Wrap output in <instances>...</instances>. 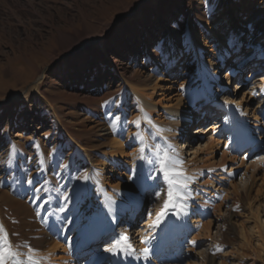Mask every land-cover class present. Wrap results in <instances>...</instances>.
<instances>
[{
  "label": "rangeland",
  "instance_id": "obj_1",
  "mask_svg": "<svg viewBox=\"0 0 264 264\" xmlns=\"http://www.w3.org/2000/svg\"><path fill=\"white\" fill-rule=\"evenodd\" d=\"M261 22L264 0H212L211 9L206 0H0V162L7 155L8 143H15L24 158L32 157L31 162L22 160L24 169L52 189L41 193L51 203L39 209L40 202L33 201L19 163L11 174L0 163V180L4 181L0 184V225L13 251L26 256L30 246L41 264L84 263L82 258L88 257L85 254L99 228L109 227L111 219H116L115 236L128 233L136 254L147 247L157 264H261L263 254L255 235L258 206L264 201ZM234 39L242 45L239 51L229 47ZM159 47L169 59H178L162 62L154 50ZM224 50L230 55L223 57ZM222 60L223 69L218 67ZM198 67L204 69L218 97L214 102L201 100ZM229 72L235 75L225 77ZM37 81L39 91L34 90ZM237 84L238 95L231 93ZM113 98V115H127L122 134L119 122L110 126L106 118L109 108L103 105ZM178 98L180 106L198 118L188 128L184 122L176 125L178 145L188 133L192 142L186 159L193 169L187 175L193 178L194 192L187 201L192 212L188 227H183L186 233L179 243L174 240L172 250H166L163 257L159 254L166 216L164 223L152 225L166 197L155 199L153 186L160 185V191L166 186L162 178L146 179L152 165L139 159L132 122L141 116L139 109L146 108L154 123L171 124L169 117L175 115L164 108L179 107ZM227 117H232L229 127L223 121ZM211 122H218L212 131L206 128ZM239 126L254 139L251 147L241 149L244 140ZM199 131L206 134L204 139H199ZM209 138L217 144L213 150L210 145L203 147ZM116 141L123 145L122 158L109 172ZM37 153L45 160L39 174ZM57 163L69 168L57 169ZM133 168L137 170L134 180L128 178ZM85 172L91 176L86 192L79 180L71 178ZM65 195L72 199L67 211L60 213L58 206ZM87 204L92 212L71 229ZM171 211L172 216L175 210ZM98 216L102 226L92 230ZM86 224L89 245L82 248L80 235ZM245 231L251 236L249 249L242 239ZM111 239H100L95 264H111L113 256L104 251ZM145 239L147 243L140 242ZM178 248L182 251L176 255Z\"/></svg>",
  "mask_w": 264,
  "mask_h": 264
},
{
  "label": "snow or ice",
  "instance_id": "obj_2",
  "mask_svg": "<svg viewBox=\"0 0 264 264\" xmlns=\"http://www.w3.org/2000/svg\"><path fill=\"white\" fill-rule=\"evenodd\" d=\"M211 4L212 0H206V5L210 9ZM241 46L242 45L238 39L230 41L229 44V47L234 51H239ZM185 47H188V45L186 44ZM154 50L160 53L161 61L164 63H172L173 60L178 59L177 57H172L169 59V54L165 53L162 47ZM258 54L261 57H264V48H261ZM225 55H230V53L225 50ZM218 60L219 54L217 55V61ZM226 75H235V73L229 72L226 73ZM180 90L181 92H184L185 85L181 84ZM115 104L116 98H113L111 102L106 101L105 105L103 106L109 108V111L106 113V118L108 119L110 126H112L114 122H119V128L122 134L125 131L124 126L128 124L127 115L123 113L113 115L111 111V105ZM139 112L141 113V116L132 122L133 127L137 129V131L133 133V139L139 145V159L142 162L152 165L146 176V179L156 181L158 177L162 178L166 186L164 191L159 190L160 185L153 186V195L155 199H160L162 196L166 197L164 199L161 211L156 215L155 223L152 225V227H157L169 210H176L174 214H178L180 211H184L185 213L187 212L189 207L187 201L193 198L194 190L190 187V185L193 183V178L186 174V171L183 168L185 161L179 158L178 150L174 148L171 143L162 135L164 132L171 131V129H165L155 125L153 118L149 117L148 114L144 112L143 108H140ZM171 118L172 117H169V119ZM33 146L37 149L40 147L38 144H34ZM56 151L57 150L55 148L52 149L53 153ZM23 159H27L28 162H31L32 157L24 158L23 154L19 151V149H17L15 143L9 142L7 155L0 163H3L6 171L10 174L14 171L19 163L21 170L25 172V182L33 192L32 199L34 202L39 201L40 203L37 204V208L42 209L47 204L51 203V201L47 198L42 199L41 193H49L52 191V189L45 186V184H41V181L37 180L35 177H32L30 170L24 169L22 164ZM44 164L45 160L41 157L40 153H37L38 174L44 170ZM60 167L68 169L69 165L57 163L56 168L59 169ZM226 170L227 169H225V171ZM136 176L137 170L133 168L130 170L129 179L134 180L136 179ZM71 178L79 180L80 184L85 186L84 191H87L86 185L91 181V176L87 172L83 173V175L77 173L76 176ZM3 183L4 181L0 180V184ZM105 196L106 199L111 202V204L115 203V201H111V197H107L106 193ZM71 199L72 197L69 195L62 197V203L58 206L60 213L67 211V205ZM37 215H40L39 211L37 212ZM49 215H51V213H49ZM64 219L66 223H71L69 218L65 217ZM113 222L115 221L113 220ZM141 242L147 243L148 241L145 239ZM192 243L195 246V242ZM33 251L34 250L30 246H28V254L26 256L20 252L13 251L9 235L4 229L3 225H0V264H41L39 260L34 259L32 255ZM104 251L108 252L114 257H117L118 259L132 258L139 260L142 258L145 261L150 259V249L145 247L143 251L137 255L136 249L133 248L129 237L126 234H121L109 241L107 246L104 248Z\"/></svg>",
  "mask_w": 264,
  "mask_h": 264
},
{
  "label": "bare ground",
  "instance_id": "obj_3",
  "mask_svg": "<svg viewBox=\"0 0 264 264\" xmlns=\"http://www.w3.org/2000/svg\"><path fill=\"white\" fill-rule=\"evenodd\" d=\"M248 7V5L247 4H245V8H247ZM256 17V16H255ZM254 17V20L256 19ZM261 25H264V23L263 22H261ZM230 25L228 24V27H229ZM255 34V35H254ZM254 36H256V35H258V32L257 31H255L254 32ZM97 41H99V40H97ZM195 46V48H197L196 47V44L194 45ZM228 53H229V51H227ZM223 57L225 56V50L223 51ZM190 64H194L193 62H192V59H190ZM211 61L209 60V61H207V63H210ZM224 61L222 60L221 61V64H219L218 65V67H222V65L224 66V63H223ZM214 65H216V63L215 62H212V65H211V67L213 66L214 67ZM224 67H222L221 69H223ZM198 70H200V67H198ZM204 69L201 67V70L199 71V74H198V79H199V81H201V90H202V95H203V97H202V99L201 100H203V103H211V102H214V100H217V95H215L214 94V92L212 91V89H211V87L208 85V83H207V81H206V78L204 77ZM228 75H226L225 74V77H227ZM249 76V75H248ZM45 77V76H44ZM229 78V77H228ZM38 81H37V84L34 86V90L35 91H39L38 90V87H37V85H38ZM237 87L234 89V90H232L231 91V93H233V94H236V95H238L240 92H238L239 91V87H240V85L239 84H237L236 85ZM242 90V88L240 89V91ZM238 93V94H237ZM228 98H226L225 100H224V102H226V101H228L227 100ZM181 102H182V99L181 98H178L177 100H176V103L177 104H179V107H176L175 109H173V108H164V110L165 111H167L168 113H170V114H173V115H175V118L174 117H172L173 119V122H171V124H169V123H154L155 125H158V126H160V127H162V128H165V129H171V131H168V132H164L162 135H163V137L164 138H166L170 143H171V145L174 147V148H176L177 150H178V153H179V158L180 159H182V160H184L185 161V163H184V165H183V168H184V170L186 171V174H188V172H191L193 169L191 168L192 167V165H191V163H190V161H188L187 159H186V157H188V153H187V155H186V152H188L189 151V149L192 147V142H190L189 141V139L187 138L188 137V135H189V133L188 134H184L182 137L184 138V141L182 142V143H179V144H181V146L180 145H178V143L176 142V139H177V137L178 136H180V131H179V129H178V126H176L177 124H180L181 122H184V123H186L187 124V127L186 128H188V125H189V123H190V121L191 122H193L194 120H196V119H198V118H196V119H194L193 118V115L192 114H190V112L186 109V108H183V107H181L180 106V104H181ZM229 102H232V100L231 99H229ZM144 105L145 106H148V107H152V108H157L158 106H156L157 104H148V103H146V102H144ZM229 106V105H228ZM229 109V108H228ZM144 112H146L147 114H148V116H149V113L147 112V110H146V108H144ZM230 116V115H229ZM150 117V116H149ZM152 118V117H151ZM193 118V119H192ZM232 117H227V118H223V121H224V123H225V125H228L229 124V121H230V119H231ZM214 119H216L217 120V118H214ZM200 121V120H199ZM195 122V121H194ZM208 122V121H207ZM196 123V122H195ZM201 123V122H200ZM212 123V122H211ZM209 124V125H207V127L206 128H208V129H210V131H212V130H215L216 129V125L218 124V122H213L212 124ZM230 125H228L227 127H229ZM257 126V125H256ZM231 127H232V125H231ZM198 128H199V125L197 126V128H196V130H198ZM238 129H239V133H241L242 134V136H241V139H243L244 141H242L243 142V144L242 143H239L240 145L242 144V146H241V149L242 148H245L246 149V147L247 148H249V147H251V145H252V143H253V138H250V134H248V132H247V129H243L241 126H239L238 127ZM198 133H200V137H199V139H204L205 137V133L204 132H198ZM126 135H129L130 136V133L128 132V131H126ZM190 136H192V134L190 135ZM215 136V135H214ZM240 139V140H241ZM209 143H206V144H204L203 145V147L206 145V146H208V145H210L211 146V149L213 150V149H215L216 148V145H215V143L213 142V140L214 139H212V138H209ZM201 141H199L198 142V146L200 147L201 146ZM114 149H115V152H114V154H113V160L111 161V165H113V167H112V171L111 170H108L109 172H114V167H115V165L118 163V162H121V156H122V151H123V145L121 146L120 145V143L119 142H115L114 143ZM183 149H185V151L183 150ZM203 149V148H202ZM191 155L192 154H190L189 155V157H191ZM247 155V154H246ZM256 159V158H255ZM244 160V159H243ZM256 162V161H255ZM259 164V163H258ZM109 165V163H107V164H104L101 168H103L104 169V167L106 168L107 166ZM110 167V166H109ZM103 169H100V171H99V175H101V172L103 171ZM98 175V176H99ZM129 178V177H128ZM130 188V187H129ZM246 189H248V188H246ZM248 191V190H247ZM249 191H250V189H249ZM248 191V192H249ZM81 196L82 197H84L85 196V193L84 192H82V194H81ZM95 196H96V192H94V198H95ZM91 202H93V201H91ZM90 205H86L84 208H83V212L81 213V215H79V216H77V218H75L74 220H73V222H72V224L69 226L71 229H73V228H76L77 226H78V223H79V221L81 220V219H84V217H86V214L87 213H89V212H92V208H90L89 207ZM259 208H260V211L258 212V215H257V217H256V221H257V225H258V231H257V233H255V235H256V237L258 238V242L260 243V246H259V248L258 249H260L259 250V252L261 253V254H263V257H262V259H260L259 261H260V263L261 264H264V201H263V203H261L260 204V206H258ZM107 208V207H106ZM176 211V210H175ZM191 212L192 211H190L189 209L187 210V212L185 213L184 211H182L181 212V215L179 216V217H182L181 219L178 217L177 218V220H173V215L170 217L171 219L169 220L170 222L169 223H165L166 224V229H164V230H166L165 232H163V233H165L164 234V239H163V243L161 244L160 242V244H161V246H160V254H159V256L162 254V256L164 255L163 253H165L166 252V250H170V248H171V250H172V247H173V245H174V243H175V241L174 240H178V241H176V242H180V237H184V234L186 233L184 230L186 229V228H183V227H188L187 225V223L186 222H189L190 221V216H191ZM98 213H100V210H98ZM170 213H173L172 211L170 212ZM194 215V214H193ZM83 217V218H82ZM88 217H86L84 220H86ZM100 218H99V216H98V219H97V222H95V223H92L91 224V229L93 230L95 227H100V226H102V225H100ZM113 220L115 221V222H113ZM165 220V219H164ZM99 221V222H98ZM184 221V222H183ZM162 222L164 223V221L162 220ZM116 223H117V220L116 219H111V222L109 223V227H107V228H102V227H100L99 229H100V231L93 237V239H92V242H91V244L93 245V246H91L90 248V250L85 254V255H88V257H83L82 259H83V261L84 260H86L84 263L83 262H81V263H79V264H92V262L95 264L97 261H98V257H99V253L97 252V245H98V243L99 242H101L100 241V239H102L104 236H107V237H111L112 239H114V238H116V237H118V235L117 236H115V234H116V232H117V230H116V232L115 233H113V230H115V228H116ZM86 226H87V224L83 227V231H82V234L80 235V236H82L81 238H82V248H84V247H86L87 245H89V241H87V238H86V236H85V234L84 233H86L87 231V229H86ZM98 230V229H97ZM127 233V232H126ZM123 234H125V233H123ZM127 236H128V233L126 234ZM129 237V236H128ZM111 239V240H112ZM242 239H243V241H245L246 242V246H247V248L248 247H251L250 246V239H251V236H250V234L248 233V231H245V232H243L242 233ZM130 240V239H129ZM162 240V239H161ZM11 241H12V239H11ZM137 241H139V239H137ZM136 241V242H137ZM141 242V241H140ZM130 243L132 244V246H133V248H135V245L130 241ZM138 243V242H137ZM60 244V243H59ZM181 244V243H180ZM179 244V245H180ZM139 246V245H138ZM176 246V245H175ZM57 248V247H56ZM249 249V248H248ZM56 250V249H55ZM58 250V249H57ZM251 250V249H250ZM182 250H180V248H178V252L176 253V255H178L180 252H181ZM170 252V251H169ZM252 253L253 254H256V252H255V250H252ZM156 255V254H155ZM162 256H161V258H162ZM80 257V256H79ZM164 257V256H163ZM258 258H260V257H258ZM111 264H157V260H156V257H154V256H151L150 255V259L147 261V262H142V261H139V260H136V259H132V258H124V259H118L117 257H112V261H111Z\"/></svg>",
  "mask_w": 264,
  "mask_h": 264
}]
</instances>
